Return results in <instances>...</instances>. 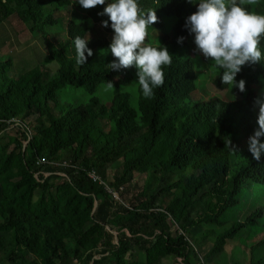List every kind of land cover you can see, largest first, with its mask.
<instances>
[{"label":"trees","instance_id":"1","mask_svg":"<svg viewBox=\"0 0 264 264\" xmlns=\"http://www.w3.org/2000/svg\"><path fill=\"white\" fill-rule=\"evenodd\" d=\"M172 1L170 14L163 5ZM195 2L139 0L156 16L175 17L170 33L145 41L157 47L170 42L172 63L151 97H143L138 86L134 95L116 94L106 106L95 97L80 104L59 99L67 88L94 93L109 82L118 88L135 80L134 67L110 71L109 39L90 38L97 30L92 16L103 5L0 0V25L16 16L33 36L63 33L58 44L48 43L45 60L26 73L13 72L12 59L0 57V264H41V254L55 264H201L215 258L222 264L228 242L261 225L264 156L254 160L246 142L257 126L253 99L264 88V60L242 66L235 79L245 80L243 93L221 84L222 69L211 62L216 77L203 90L198 71L208 69L193 61L194 44L176 42L191 37L183 23ZM242 6L264 14V4ZM68 10L71 20L55 23L57 13ZM88 35L93 55L77 65L72 40ZM258 47L264 48V37ZM45 64L55 69L47 81ZM230 89L235 99L226 101ZM206 90L219 97L209 99ZM116 163L120 170L111 181L107 169ZM93 170L104 184L90 179ZM136 176L145 180L133 193ZM59 182L64 188L54 193ZM243 198L245 211L225 220ZM192 204L196 216L186 219L183 212ZM203 225L215 228L201 237H213L205 253L197 237L188 236ZM248 264H264V238L250 247Z\"/></svg>","mask_w":264,"mask_h":264},{"label":"clouds","instance_id":"2","mask_svg":"<svg viewBox=\"0 0 264 264\" xmlns=\"http://www.w3.org/2000/svg\"><path fill=\"white\" fill-rule=\"evenodd\" d=\"M193 4V0H187ZM245 0H197L195 11L184 18L183 28L193 37L194 51L206 61L222 69L219 76L223 85L235 86L243 93L245 80H236L242 66L260 63L264 51L258 47L264 37V14L249 11L242 4ZM250 3L251 0H248ZM83 9L103 5L98 16H106L102 27H110L113 35L108 51L114 57L108 65L110 71L134 67L140 94L149 98L153 90L165 81L164 67L172 63L167 46L146 43L149 29L157 22L155 10L144 9L139 0H76ZM184 40L177 37V43ZM88 38L76 36L72 40L75 63L84 65L93 55ZM108 87H113L111 82ZM257 109L256 127L247 138V150L254 160L264 156V88L253 99Z\"/></svg>","mask_w":264,"mask_h":264},{"label":"rangeland","instance_id":"3","mask_svg":"<svg viewBox=\"0 0 264 264\" xmlns=\"http://www.w3.org/2000/svg\"><path fill=\"white\" fill-rule=\"evenodd\" d=\"M257 0H251L250 3H255ZM245 3H249L248 0H245ZM257 4V3H255ZM168 6V7H167ZM176 6V2L172 1L169 2L168 5L164 3L163 9L165 11L173 13L174 7ZM256 10V9H255ZM72 12L70 10L65 12L57 13V18L55 20V23L61 24V23H68L71 20ZM101 16H98L97 13L94 14V17L92 16L94 22L96 23V33L90 35V38L92 39H109L111 41L113 33H109L106 31V27L101 26L100 18ZM166 22V23H165ZM166 24V25H165ZM175 24V17H167L164 18L163 16H157V22L152 26L153 28L149 29V36L146 37L154 38L157 35H162L165 33H170L172 26ZM165 25V28H164ZM63 39V33H52L50 32L46 38H44L42 35L33 36L26 25L16 16L10 17L7 21H5L3 24L0 25V57H10L13 62V68L12 71L17 74H23L26 73L34 68H36L38 65H40L47 55L50 52L48 43L51 42L53 44H58ZM193 37L191 36L190 39H184L185 42H192ZM170 42L166 44L169 52L170 48L168 45ZM182 54L185 56L187 55V47L182 48ZM194 49V46H193ZM264 49V48H261ZM197 55L192 56L193 61L196 63L197 66L201 67L202 69H208L205 73H201L198 71L199 75V83L201 84V88L205 89L206 85L211 81L214 80L216 77L217 69L210 63H207L205 59L196 52ZM44 70V80L47 81L54 73L55 69L50 64H45L43 66ZM138 84L136 83V75L135 80L131 86L128 87H107V86H101L96 92L94 93H88L84 92L83 90H75L73 88H67L64 89L60 94V100H63V102L66 103H88L89 100L93 97L100 100V102L106 106H109L111 104L112 98L119 93H129L131 95H134V93L137 91ZM235 89H230L228 95L225 96L224 100L226 101H233L235 99ZM219 95L216 93H209V99L214 100ZM33 123L31 124H37V117L34 115L31 116ZM120 170V164H112L107 169V174L109 179L112 181L115 174L119 172ZM136 185L137 190H133V193H137L140 191L144 184L145 177L144 176H136ZM64 188V185L62 182H59L57 186L53 189L54 193H57V190H62ZM66 190V189H65ZM63 190V191H65ZM177 192V191H175ZM248 198L250 197V189H246ZM132 193V194H133ZM171 194L168 195L165 198L164 205L169 200ZM37 198V196H36ZM246 204H245V198H243V204H241L240 208H238L235 213H228L225 216V220L231 221L232 219H237L243 211H245ZM196 208L194 207V204H192L191 207H188L184 212L183 216L186 219H189L191 217L196 216L195 213ZM211 230H215L212 226H199L197 228L191 229L188 233V236H196L198 241L201 242L203 253L209 251L213 244V237L210 236L208 238H201L202 235L206 232H209ZM218 232V230H217ZM264 238V220L261 221V225L259 227L252 228L250 231L244 233L243 235L236 237L233 240H230L228 242V246H226V254L227 256L224 258H221V262L227 261L226 263L222 264H248L249 258H250V247L257 243L258 241L262 240ZM202 240V241H201ZM34 250L33 252L35 254H39V249L35 244H33ZM133 252H136V249H134ZM37 260L41 264H55L54 262L49 261L46 259V257L41 254L37 256ZM216 258L210 259V261H206L201 264H217Z\"/></svg>","mask_w":264,"mask_h":264},{"label":"built area","instance_id":"4","mask_svg":"<svg viewBox=\"0 0 264 264\" xmlns=\"http://www.w3.org/2000/svg\"><path fill=\"white\" fill-rule=\"evenodd\" d=\"M43 163H45V162H43ZM62 165H67V163L65 162ZM89 177L95 183L98 182L100 184H104V182L101 180V177L94 170L91 171V172H89ZM106 188H107V191L113 195V197H114L115 200H119V194H118V192L110 189L107 186H106Z\"/></svg>","mask_w":264,"mask_h":264},{"label":"crops","instance_id":"5","mask_svg":"<svg viewBox=\"0 0 264 264\" xmlns=\"http://www.w3.org/2000/svg\"><path fill=\"white\" fill-rule=\"evenodd\" d=\"M255 3H257L256 5H261V4H264V0H257ZM255 12H257L258 13V10L256 9V10H254ZM262 51H264V49H262ZM204 90V89H203ZM206 93H208V95H209V93H216V92H214V91H210V90H206ZM217 95H219V93H217ZM228 95V94H227ZM225 97H223V99H224ZM226 246H228V244L226 245Z\"/></svg>","mask_w":264,"mask_h":264}]
</instances>
